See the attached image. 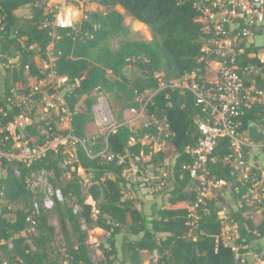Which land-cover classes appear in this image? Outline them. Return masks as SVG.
Masks as SVG:
<instances>
[{
  "label": "trees",
  "instance_id": "trees-1",
  "mask_svg": "<svg viewBox=\"0 0 264 264\" xmlns=\"http://www.w3.org/2000/svg\"><path fill=\"white\" fill-rule=\"evenodd\" d=\"M48 0H0V67L4 76V90L0 103L4 113H0V126L12 121L24 108L22 105H8L5 101L11 90L27 94V75L42 77L34 61L36 54L43 55L50 42L48 30L42 27L45 19L51 16L47 9ZM93 2L95 10L84 9L86 18L77 23L75 29H61L60 38L54 43L56 55L54 68L66 76L69 89L65 94L72 119L74 134L82 141L76 145L74 173L62 186V201H56L54 209L58 215L62 231V249L54 254L52 248L54 226L49 223L48 214L40 209L34 214V204L42 193L29 185L28 180L36 174L51 173L46 178L53 182L59 179L64 169L59 166L61 153H50L25 165L15 160L2 159L0 170V196L5 201L0 214V264H93L85 242V234L80 229L81 217L89 228L98 227L108 233L106 244L100 247V264H143L142 252L156 251L157 258L149 264H252L248 259L242 262L236 257L233 246L239 254L260 252L264 249V213L259 223H255L245 212L250 206L244 202L246 187L231 182L230 163L223 159L231 154L230 141L222 138L213 152L209 164L210 178L223 179L233 186L239 185L236 196L242 205L232 214V227L235 232L231 243L221 239L222 219L215 208V200H206L201 209L199 230L196 240L187 237L185 205L195 197L194 182L191 181L184 165L190 162L187 148H192L199 138L194 125V116L199 114L190 94H180L167 89L158 91L147 105V113L156 119L166 117L170 133L162 135L174 149L173 185L169 188L167 177L161 178L165 189L161 203L150 200L151 213L138 207V196L146 186L137 181V195L129 191L136 187L123 172L130 159H138L148 148L140 142L144 136H158L156 125H141L134 131L125 125L118 126L107 135L106 147L98 139H88L86 128L93 116L87 113L92 100L85 99L87 110H78L76 105L83 95L93 90H107L115 84L112 78L120 75L128 63L136 65L143 78L133 82L130 88V104L136 105V92L157 87L152 77L154 71L161 72L166 80L179 78L194 70L206 77L213 74L199 61L203 40L207 37L203 25L197 20L198 12L188 0H75V3ZM29 7L30 16L21 18L15 10ZM122 8L120 12L117 7ZM139 21L149 28L150 42L129 37V29L124 24L125 17ZM110 36H122L117 49L105 44ZM34 45L33 48H30ZM9 58L17 61L10 62ZM9 61V62H8ZM110 70L111 73H107ZM258 79L257 77V84ZM260 82V80H259ZM261 85L264 81L261 80ZM91 113V112H90ZM250 123L264 127V104L252 105L242 116V130ZM48 134L55 131V122L49 123ZM29 136L41 141L36 128L26 127ZM134 137V141L131 138ZM95 142V143H91ZM61 150V149H60ZM165 153L158 150L151 154L150 162L163 161ZM122 159L121 162H119ZM14 170L17 173H14ZM88 179V195L94 201L86 202L81 183ZM127 190V192H126ZM14 206V207H12ZM258 205H256L257 207ZM74 207L77 210L74 212ZM12 213V218L3 214ZM35 219L31 226L28 217ZM33 227V230L31 229ZM123 230L138 236L127 238ZM165 234V236H161ZM245 254V256H246Z\"/></svg>",
  "mask_w": 264,
  "mask_h": 264
},
{
  "label": "built area",
  "instance_id": "built-area-1",
  "mask_svg": "<svg viewBox=\"0 0 264 264\" xmlns=\"http://www.w3.org/2000/svg\"><path fill=\"white\" fill-rule=\"evenodd\" d=\"M188 1H191L192 6L197 10L199 14L197 20L203 25V30L207 34L200 49L199 61H203L205 68L213 76L206 77L198 69L168 81L161 72L154 71L152 77L157 87L136 92L134 98L136 105H130L131 116L128 119L120 123L115 122L103 96L97 98V103L93 107V117L98 127H107L103 141L106 147L107 135L120 125H125L134 131L137 123L139 126L153 124L158 130L169 131L166 117L156 119L147 113V105L158 91L167 89L191 95L194 104L200 110L199 114L194 116V125L199 138L192 148H187L190 162L184 165V169L195 184V197L185 205V208H187L186 235L191 240H196L201 233L198 229L201 209L206 200L212 198V189L230 185L223 179L210 178L209 164L213 161V152L222 138H228L230 141L232 152L223 161L231 165V174L234 177L231 182L235 181L246 187L243 198L249 201L248 204L258 205L260 211L264 210V138L255 144L248 138L246 131L242 130V116L245 109L252 105L264 104V85L260 84L261 80L264 81V0ZM48 11L51 16L43 21L42 27L48 30L50 42L43 55L36 54L34 57L39 73L43 76L28 75L29 66L26 65L25 75H27L29 92L22 94L11 90L5 101L8 105H22L24 109L30 106L32 110L29 96L41 93L44 86H51L54 91L43 95L42 99L45 110L54 107L57 109L56 131L49 136L50 127L36 129L44 138L41 141L27 142L28 140L24 139L29 136L26 127L35 128V124L31 115L23 109L12 121L0 126V165L2 159L29 165L50 153H58L60 149L82 143L72 130V115L65 97L70 86L66 76L58 74L54 68L56 55L53 47L60 38L61 29H75L77 23L87 17L84 13V4L82 2L76 4L73 0H60ZM3 17L0 14V21ZM258 37L262 39L260 43ZM33 47L34 45L30 46ZM14 61H17V58ZM107 73L111 71L108 70ZM257 77H260L258 84ZM95 90L100 91V89ZM54 99L57 100L56 103L53 102ZM4 112L0 103V113L5 114ZM258 127L264 129L263 126L258 125ZM131 141H134V137ZM252 148H258L260 156L258 165L250 164L246 158L245 153ZM121 161L122 159L119 162ZM166 176L167 173H163L158 177L160 180L158 188L163 186L164 181L161 178ZM151 178L139 177L138 181L146 186L147 190H155ZM238 190L239 185L236 184L235 191ZM48 192L49 196L41 205L34 204V214L40 209H52L57 200L62 201L60 189L49 187ZM76 210L77 208L74 207V212ZM28 221L31 226L35 223L33 216L28 217ZM31 229L33 230V227ZM234 236L235 234L226 237L221 235V239L231 243ZM232 249L236 252V257L243 262L238 247L233 246ZM251 254L255 264H264V250ZM152 256H157L156 251H153Z\"/></svg>",
  "mask_w": 264,
  "mask_h": 264
},
{
  "label": "rangeland",
  "instance_id": "rangeland-1",
  "mask_svg": "<svg viewBox=\"0 0 264 264\" xmlns=\"http://www.w3.org/2000/svg\"><path fill=\"white\" fill-rule=\"evenodd\" d=\"M75 3V0H73ZM75 5V4H74ZM76 7H80V5H75ZM54 7V6H52ZM97 6H94L90 2H86L84 4V9L88 10H95ZM26 9V8H24ZM117 9L120 12H123L122 8L119 6ZM23 12H21L22 14ZM21 18H24L21 16ZM124 24L129 29V37L134 39H140L143 41L150 42L152 40L151 33L149 31V28L144 25L143 23H138L134 20H132L129 16L125 17ZM124 38L122 36H110L106 41H103L101 44H105L109 46L111 49H117L120 45L121 40ZM10 62H13L14 59H10ZM8 61V62H9ZM3 67V65L1 66ZM0 67V93L2 95L4 90V76L2 75ZM113 79L116 80L115 84L112 85L107 90H100L96 91L93 90L89 95H83L80 97V99L77 102V109L78 110H87L85 106V99L90 98L92 100V103L87 111L89 116H93V107L97 103V98L99 96H103L106 100V103L108 105V109L111 112V115L115 122L120 123L122 121H125L128 119L131 115L129 113V107H130V88L133 84V82L139 81L141 78H143L142 73L138 70L135 64L128 63L126 64L120 75H115V77L112 76ZM54 89L47 85L42 88L41 93H36L34 95L29 96V104H31L32 110L30 106L28 108L24 109L25 112H28L35 124L36 129H44L47 128L49 123L51 121L57 122L58 119V112L57 109L49 108V110H45V104L43 102L42 96L46 95L48 93L53 92ZM56 99L53 100V102L56 103ZM31 111V112H30ZM91 112V113H90ZM91 116V117H92ZM145 119V118H144ZM144 119L142 120V123L144 122ZM148 121V120H145ZM137 128H139V124H136ZM105 127H98L95 123L94 117L90 120V123L88 124L86 128L87 137L88 139H93L95 141H99V144L103 147V150H105V145L103 141L104 139V132L106 131ZM136 128V129H137ZM159 135L158 136H144L140 139V142L144 144L148 148V152L142 153L141 156L138 159H130L129 165L125 168L123 175L130 180V182L136 184V187L131 189L129 192L136 196L137 191L139 190V187H137V181L139 177L143 178H151L152 184L154 185L155 190H144L142 194L137 195L139 203L137 204L138 207H141V204L143 205V210L146 213H151L150 203H148L150 200L158 202V204L161 203V197L164 199V192L165 189L160 190L159 183L160 180L158 179L159 176H161L163 173H167V182L169 185V188L173 185V168L172 163L174 161V147L173 145L164 139L162 135H166V133H170L169 131H166L165 129L158 130ZM163 133V134H162ZM162 134V135H161ZM23 137V136H22ZM23 139V138H22ZM24 139L28 140L27 142L32 143L36 142L38 140L35 136H26ZM30 139V140H29ZM95 143V142H91ZM76 146H70L65 149L59 150L60 159H59V166L64 169V173L61 175L59 179H55L53 182H50L46 175L49 177L52 176L51 173L43 172L42 174L38 173L31 177L28 182L29 185L37 189L42 193V196L37 201L39 205L42 204L44 199L49 196L48 188L51 187L53 189H61V186L70 178L73 177L76 174L82 173L81 169H78L74 173V166L73 163L76 161L75 159V148ZM75 148V149H74ZM158 150H161L165 153V158L163 161H159L156 164L150 162V157L152 153L157 152ZM246 154V158L248 159L250 164L258 165V159H260V156L258 155V148H252V150L248 151ZM2 163V161H1ZM258 167V166H257ZM258 171V170H257ZM14 173L16 174L17 171L14 170ZM5 172L3 169L0 170V176L4 175ZM90 176L86 177L82 183H81V190L82 194L86 197V202L90 203L92 205V213L96 214V210L94 207V201L90 199V196L88 195V186L89 181L88 179ZM151 187V188H153ZM127 192V190H126ZM212 199L215 200V208L218 211V214L220 215L222 219V233L223 236H228L231 234H235L232 227V214L242 205V199L238 198L236 196V192L232 189L231 185H226L221 188H213L212 189ZM246 201L245 199L243 200ZM61 202V201H60ZM246 203H249V201H246ZM5 204V201L0 196V214L3 208V205ZM56 204V202H55ZM54 204V205H55ZM14 207V206H12ZM48 214L49 223L54 226V236H53V242H52V248L55 251L54 254H57L59 250L62 249L63 245V237H62V231L59 226L58 222V215L54 209L45 210ZM264 210H261L256 207V204L253 206H250V210L245 212V216H249L253 219L255 223H259L262 219ZM3 216L7 218H12L13 214H3ZM78 222L80 224L81 231L85 234V242L89 251L90 258L93 262V264H100V261L102 259V253L100 251V247L104 244H106V239L108 233L104 232L102 229L98 227L89 228L85 222L83 221V218H79ZM123 235L127 238H136L138 236L129 234L126 230H123ZM0 257H2L1 251H0ZM157 256H152L149 252L145 251L142 252V261L143 264H149L150 261L154 262L156 260ZM116 264H119L116 262Z\"/></svg>",
  "mask_w": 264,
  "mask_h": 264
},
{
  "label": "crops",
  "instance_id": "crops-1",
  "mask_svg": "<svg viewBox=\"0 0 264 264\" xmlns=\"http://www.w3.org/2000/svg\"><path fill=\"white\" fill-rule=\"evenodd\" d=\"M59 1L60 0H48V2H47V9H49V8H51L52 6H55V5H57V3H59ZM90 3H92L94 6H96V4L95 3H93V2H90ZM24 8H26V9H24ZM21 12H23L22 14H21ZM15 14L17 15V16H19V17H21V16H23L24 18H26V17H29L30 16V11H29V7H27V6H22V7H20V8H18V9H16L15 10ZM136 22H138V23H141V22H139V21H136ZM262 41V39L261 38H259L258 37V43H260ZM263 79H264V73H263ZM234 187L232 186V189H233ZM90 199H92L91 197H90ZM161 236H165V234H161ZM264 250V249H263ZM262 250V251H263ZM145 252V251H144ZM261 252V251H260ZM260 252H248L247 254H246V256H245V254H243L242 256H243V259H248L249 260V262H252V264H255V262H254V260H253V258H252V254L251 253H260ZM153 253V252H152ZM152 253H150L151 255H152Z\"/></svg>",
  "mask_w": 264,
  "mask_h": 264
},
{
  "label": "water",
  "instance_id": "water-1",
  "mask_svg": "<svg viewBox=\"0 0 264 264\" xmlns=\"http://www.w3.org/2000/svg\"><path fill=\"white\" fill-rule=\"evenodd\" d=\"M246 134L255 144L264 138V129L259 128L256 123H250L247 127Z\"/></svg>",
  "mask_w": 264,
  "mask_h": 264
}]
</instances>
